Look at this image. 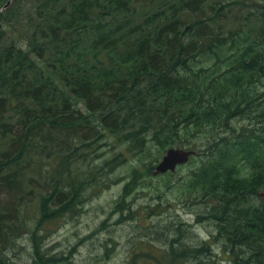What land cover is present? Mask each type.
<instances>
[{
  "label": "trees",
  "instance_id": "obj_1",
  "mask_svg": "<svg viewBox=\"0 0 264 264\" xmlns=\"http://www.w3.org/2000/svg\"><path fill=\"white\" fill-rule=\"evenodd\" d=\"M8 1L0 0V189L16 201L0 199V221L11 220L0 235L31 230V216L36 235L76 210L130 152L196 149L204 137L203 161L184 184L206 199L197 220L216 231L194 243L177 228L182 241L162 262L264 264V6L238 26L244 0H39L22 13ZM96 141L125 148L106 150L97 165ZM151 169H134L116 208ZM162 232L152 238L164 241ZM34 251V264L59 261L36 243ZM146 256L161 262L155 245ZM0 264L20 263L0 247Z\"/></svg>",
  "mask_w": 264,
  "mask_h": 264
},
{
  "label": "rangeland",
  "instance_id": "obj_2",
  "mask_svg": "<svg viewBox=\"0 0 264 264\" xmlns=\"http://www.w3.org/2000/svg\"><path fill=\"white\" fill-rule=\"evenodd\" d=\"M18 1L15 11L22 13L24 10L29 11L39 0ZM217 1L222 3L227 0ZM244 1V5L236 7L238 10L235 13V25L238 26H241L242 19L251 20L254 17L256 20L257 10L264 6V0ZM17 40L24 48L27 47L25 39ZM82 107L85 109L86 106L82 104ZM245 121L247 119L233 120L235 124ZM198 135L203 136L205 133ZM204 141V137L199 139L198 146H194L196 153L192 154L187 162L178 165L172 171L173 174L144 173L143 177L133 180L130 193L116 208L125 184L133 179L134 169L142 170L147 165L148 167L153 165L154 170L166 150L159 149L151 143L150 149L146 152L128 153V160L112 170L109 176L99 174L94 179L92 188L78 203L76 210L58 219L46 221L43 230H37L36 235L32 233L36 220L31 216L28 219L31 230L25 228L14 232L6 230L0 235L1 250L20 264H34L35 243L45 253L58 255L59 261L54 264H148L146 254L155 245L161 258L160 264H163L162 261L169 262L172 258L169 249L172 245L177 247L176 242L181 240V235L175 234L177 228H188L183 239L194 243L208 238L210 232L216 231L212 220L207 218L197 220V214L206 207V199L202 195L191 194L187 184H184L191 178L192 171L203 161L205 145L201 143ZM179 146L189 147L187 144ZM93 147H98L93 153L94 158L106 150L113 153L119 148L124 149L125 145L107 148L96 141ZM104 157L102 155L96 158L97 165ZM104 179L105 181L108 179V187H104ZM15 194V191L8 187L0 189L2 200L12 199L15 202ZM260 194L264 195V188ZM23 204L30 205V202L24 201ZM175 219L180 223L172 222ZM10 223L11 220L7 218L0 221V227H10ZM162 231L166 234L164 241L168 242L167 244L161 240L163 238L160 240L152 238L163 233ZM11 233L12 240L9 239ZM213 249L220 258H226L220 243L214 244ZM151 262L159 264L155 257ZM189 264H193V261Z\"/></svg>",
  "mask_w": 264,
  "mask_h": 264
},
{
  "label": "water",
  "instance_id": "obj_3",
  "mask_svg": "<svg viewBox=\"0 0 264 264\" xmlns=\"http://www.w3.org/2000/svg\"><path fill=\"white\" fill-rule=\"evenodd\" d=\"M10 1L11 0H9L7 4H9ZM195 153L196 149L193 148L171 146L167 148L163 157L155 165L153 172L158 174L160 172H167L168 170L174 171L178 165L187 162L190 156Z\"/></svg>",
  "mask_w": 264,
  "mask_h": 264
},
{
  "label": "bare ground",
  "instance_id": "obj_4",
  "mask_svg": "<svg viewBox=\"0 0 264 264\" xmlns=\"http://www.w3.org/2000/svg\"><path fill=\"white\" fill-rule=\"evenodd\" d=\"M169 171V170H168ZM171 171V170H170Z\"/></svg>",
  "mask_w": 264,
  "mask_h": 264
}]
</instances>
